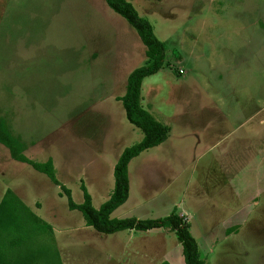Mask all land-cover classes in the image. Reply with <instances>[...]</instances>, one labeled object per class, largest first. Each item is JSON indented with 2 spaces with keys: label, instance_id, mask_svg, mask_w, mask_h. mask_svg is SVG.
I'll use <instances>...</instances> for the list:
<instances>
[{
  "label": "rangeland",
  "instance_id": "1",
  "mask_svg": "<svg viewBox=\"0 0 264 264\" xmlns=\"http://www.w3.org/2000/svg\"><path fill=\"white\" fill-rule=\"evenodd\" d=\"M94 3L0 0V118H5L12 136L22 144L24 155L26 141V155L31 159L42 161L40 164L53 160L61 183L56 185L47 175L15 161L0 144V200L11 191L41 221L42 241L51 246L52 255L35 258L30 261L33 264H160L157 250L177 249L180 243L175 236L154 238L155 234L137 232L130 240L124 233L103 235L91 229L75 231L74 227V232L69 227L61 235L55 225V215L59 217L64 210L58 198H66V190L71 189L74 203L81 205V187L87 186L94 206L105 204L109 195L105 189L115 185L114 174L110 180L109 163L143 138L142 131L128 122L120 100L126 92L123 76L128 79L147 63L146 47L126 21L118 22V31L112 29L95 11ZM135 3L141 13L152 5L156 7L147 20L156 37L166 44L169 61L161 72L144 80L142 93L149 100L154 92L180 96L168 95L172 103L165 107L161 102H167L164 97L151 105L157 103L158 114L165 111L172 117L177 113L183 125L199 124L201 133L190 134L192 144H184L186 137L179 133L182 124L172 117L173 133L168 144L173 142L169 148L174 156L179 151L178 159L169 164L164 158L151 159L159 153L158 148L135 158L129 166V205L148 201L138 213L151 217L148 220L165 218L172 214L176 195L183 189L186 195L180 193L178 201L191 209L197 234V225L209 229L218 211L215 206H225L232 174L237 206L254 203V210L232 239H225V233H221L212 253L207 248L208 238L203 253L196 239L201 259L206 264H264V0ZM127 27L136 37L131 33L123 39ZM116 34L120 46L115 60L99 58L93 62L92 50L101 49ZM181 57L184 61L178 59ZM106 87L111 91L110 104L98 101V106L87 112L96 92ZM213 105L222 109L223 127H215V136L221 134L222 140L216 152L208 154L203 152L208 144H198V137L209 129L204 126L212 122L209 108ZM189 109L194 110L192 115ZM77 138L94 140L93 150L86 151L85 143L77 145ZM181 169L186 170L180 174ZM81 173L85 174L83 183L79 181ZM35 200H40V211L35 210ZM69 214L75 213L68 210L62 214L64 225L71 223ZM75 217L84 221L80 211ZM181 256L184 260L183 253Z\"/></svg>",
  "mask_w": 264,
  "mask_h": 264
},
{
  "label": "trees",
  "instance_id": "2",
  "mask_svg": "<svg viewBox=\"0 0 264 264\" xmlns=\"http://www.w3.org/2000/svg\"><path fill=\"white\" fill-rule=\"evenodd\" d=\"M106 1L116 14L135 29L146 47L147 63L130 74L127 79L126 95L122 98V105L129 123L139 128L144 138L137 145L126 149L115 166V189L108 202L97 210L93 207L90 195L85 192L84 203L77 205L72 199L71 192L66 190L69 209L80 211L86 226L103 235H113L127 230L148 232L155 229H171L176 231L183 246L185 264H206L201 259L198 242L191 235L189 225L179 218L176 212L157 220L110 218L129 198L130 163L142 153L165 143L169 128L157 122L140 105L144 80L157 75L166 66L165 44L156 37L152 24L141 17L132 3L127 0ZM0 144L9 150L12 159L32 166L37 172L47 175L56 185H60L52 161L40 164L28 160L24 155L22 144L12 136L2 118H0ZM42 226L41 221L15 195L7 191L0 200V264H33L30 261L36 260L35 258L52 255L51 246L42 241Z\"/></svg>",
  "mask_w": 264,
  "mask_h": 264
},
{
  "label": "crops",
  "instance_id": "3",
  "mask_svg": "<svg viewBox=\"0 0 264 264\" xmlns=\"http://www.w3.org/2000/svg\"><path fill=\"white\" fill-rule=\"evenodd\" d=\"M88 1L90 2V0H88ZM92 1L95 2L94 3L95 4V11H97L100 15L103 16V18L110 24V26H111L112 29H116L118 31L119 25H120L118 22L125 24V22H124L125 19H123L120 15L116 14L109 7V5H108V3H107L106 0H92ZM127 1L130 2V3H132L133 6L136 8V10H138L137 5H136L137 3H135V0H127ZM137 1L138 0H136V2ZM153 6L154 5H152V7H150V8H148V10L143 11L144 13H141L138 10V12L141 15V17L147 19V16H149L150 14H152V12H154V10L156 8L154 6L155 8L153 9ZM170 22L171 21H167L166 23L171 24ZM154 32L156 33V31H154ZM131 33L134 36L136 35L128 27H127V29L124 28L123 29V34H124L123 35V39L125 37V34H129V36H130ZM117 34H116V36H113L112 38L106 40L105 41V44H103V47L101 49L98 48V49L92 50V53H91V58L92 59L91 60L93 62H96L99 58H105L106 61H109L110 59L115 60V58H116V51L119 49V46H120V36H117ZM193 34H195V33H193ZM196 35H198V34H196ZM196 37H198V36H196ZM181 41L183 42V41H185V39L184 40H181ZM165 48H166V44H165ZM146 59H147V57H146ZM178 59L180 61H184V59L182 57L181 58H178ZM168 62L169 61L166 59L165 60V63L167 64ZM129 76L130 75H128V77ZM122 80H124V82L126 83V87H127V79L124 78V76H123ZM109 85H111L110 82H109ZM110 93H111V91L109 90L108 87H106L105 90L103 89L102 92H99V93L96 92V97L91 101L92 104L87 105L86 111L88 112L91 109H95L93 107H94V105H97L98 104V101L102 102L103 104L104 103L110 104V100L108 99L110 97V95H109ZM125 95H126V92H125L124 96ZM168 95L175 96L176 98H179L180 97V96H176L175 94H170V93L163 94V93L154 92V93H152V97L149 100V98L147 96H145V94L143 92V93H141V98L142 99H141V104L140 105L142 106V108L144 110H146L147 112H149V114L152 115L153 118L157 122H159L163 126L169 128V135H168L167 141L165 143H163L161 146L156 147V148H158L157 150H159V153L157 155L156 154L153 155L154 157L151 158V159H155V160H159L160 158H164L163 161H165V163H168L169 164L171 160H175V158L178 159V153H179V151H178V153L174 156L172 154L173 151L170 150V148H169V146H173L174 144H173V142H171L170 144H168L170 142V138H171V135L173 133V128H172V125H171L172 124L171 123L172 122V117L175 118V120L177 121L178 124H182V123L180 121V118H177V116H175V115H177V113H173L172 114V117H170L171 114H169V113L167 114L164 111V114L161 113L162 114V116H161V114H158L157 113V111H158L157 105H156L157 103L155 104V106H152L151 105V103L153 101L157 100L159 97H164L163 99H167V102L166 101L165 102L164 101H161L163 99L160 100L162 102V105L164 107L167 106V105H171L170 103H172L171 102L172 96H168ZM124 96L122 98H124ZM122 98H121L120 101H122ZM146 99H148L149 101L145 103V100ZM187 105H191V104L187 103ZM174 111H175V108H174ZM193 111L194 110L189 109V115H192ZM209 112H210L211 116L213 117L212 122H210L209 124H207V126H204L203 125L204 127H209V129H208V131H205V133L203 135H199V137H198V144H203V143L208 144L207 145V148L204 149L203 152L204 153H208V154H214L216 152V149L218 148V146L221 144V140H222V135L221 134L218 135L217 137L215 136V132H216V128L215 127L217 125H220L221 127H223L222 124H221V122H220L221 121V117H222V109L219 110L217 107H215L213 105L212 107L209 108ZM125 114H126V112H125ZM217 117H218L219 122L216 121V118ZM189 120L191 121V118H189ZM225 123H227V122H225ZM191 124L192 123H187L185 125L182 124L181 127H183V128H180L179 129V133H180L181 137H186L185 140H184V144L191 145L192 142L189 140V138H192L191 135H196L197 136L198 132L201 133V130H200L201 127L199 126V124L198 125L196 124L195 126H191ZM192 127H197V129H192ZM237 127H238V124L237 123L233 125V128L234 129H237ZM74 128H76L75 130L78 131L79 125H76ZM228 130H229V128H225L224 129V131H228ZM143 138H144V134H143ZM143 138H142V140H143ZM216 138H217V140H216ZM75 143L77 145H83L85 143L84 144V149L86 151H88V152H91L93 150V146H94L95 141L94 140H87V142H83L82 140H80V138H77L76 141H75ZM30 145H33V144L31 143ZM27 147H28L27 146V142L25 141V157L28 160H30L31 162H34V163H40V162H42V161H39V160L31 159L29 156H27L26 155ZM119 159L117 161H115V162L114 161H111L109 163L110 170H111L110 171V180L113 177V174H114L113 172L115 170V166L117 165ZM48 161H52L53 166H55L54 165V162H53V160L51 158H49L46 162H48ZM88 164H91V162L88 163ZM28 166H30V165H28ZM30 167H32V166H30ZM182 170H186V169H181V171H179L180 174H182L181 173ZM55 171H56V169H55ZM80 175H82L83 177L80 176L79 181H82V183H83V180H84L83 178H85V174L84 173H81ZM235 175L238 176L237 172H235ZM250 176L252 177L251 174H250ZM113 178H114V181H115V177H113ZM232 178H233V176H232V174H230V180H229L228 187H230L231 190L226 191V192H229V193L227 195V199H226V202H225V206L223 208H221L220 206H215V210H218V211L215 213V216H213L214 217L213 221L210 222L212 224L208 225L209 226V229L208 230H206V228H205L206 225H197V227H196L197 228V231H196L197 234L193 231V225L192 224L194 223L195 217L190 215L191 209L188 206H186L182 202L178 201V199H179L178 196H179L180 193H181L180 195H183V197L186 195V192H183V189H181L178 192V195H176L177 197L175 199V202L173 203L174 204L173 205V208L170 209L173 212H176L177 215H178V217L179 218H182L189 225L191 235L195 239H198V241H199L200 248H201V252L204 250L203 249L204 246L206 248L205 241L207 240V238L209 239V244L207 245V248L210 250V252H209V254H210V253H212V250L216 248L214 246L217 245L220 242L221 233L222 232L225 233V239H227V240L232 239V237L234 236L233 235L234 232L236 231L237 232L236 234H238L242 230V228L245 227V224L248 223V221L250 219L249 216L252 215V212L254 210V209L252 210V206L254 205V203H253L252 206L251 205L250 206L249 205H245V206H241V207H238L237 206V190L234 189V188H236V181H235V178H233V179ZM231 180L234 181L233 188H231L232 187L231 186L232 184L230 183ZM86 187L87 186H84V185L81 187V189L83 191V195H85V192H87L88 194L90 193V192H88V188H86ZM68 189H70V188H68ZM114 189H115V185H114V188L113 189H112L111 185H110L109 188L107 187L105 189V192L107 194H109L105 198V201L106 202H108L110 200L111 196L114 193ZM69 191H72V190L70 189ZM71 194H72V192H71ZM130 194H131V188H130ZM130 194H129V198H128L127 202L122 207H120L119 209H117L111 215L110 218H112V219H118V220H124V219L148 220L147 218L150 219L151 217H143V216H141V214H142L141 211L138 213V209L140 207H142L144 204H146V202H148V201L143 202V204H138V203L131 202L132 204L129 205ZM89 195H90V197L92 199V204H93V197H92L91 194H89ZM58 196H59V194H58ZM149 198H151V197H149ZM155 198H153V199H155ZM58 199L60 200V202H62L61 205L64 206L63 213H67L68 210L71 211L72 214L75 213L72 216H70V214L68 215L71 223L66 224V225H64V221H63V219H61L63 213L60 214L59 217H57L55 215V217H57V219L54 217V219H55V225L58 228L59 234L62 235L63 233H66V231H68V228L69 227H71V230H69V231H72V232H74L73 227L76 229L75 231L79 230L80 228L86 229V230H88V229L94 230L93 228L87 227L86 224H85V221H82L81 222L77 217H75V215L79 211L78 210H70L69 209V204H68V198L67 197L65 198V197L59 196ZM63 199H65L66 201L63 200ZM84 199H85V197H84ZM65 204H67V205H65ZM76 204L79 205L78 203H76ZM39 205H40V200H35V205H34L35 208H36L35 210H38V211L41 210V209H38V206ZM128 206H129V208H128ZM93 207L95 209H97V210H99L101 208V207L96 208L94 206V204H93ZM27 208H29V207H27ZM220 211H223V212L225 211V212L224 213H221ZM248 212H251V213H249V215H248ZM74 217L76 219H74ZM58 218H60V219H58ZM157 219H162V218L160 217V218H157ZM152 220H154V219L152 218ZM198 226H200V228H198ZM137 232H139V231L127 230V231H122V232H119V233H116V234L124 233V236H126V237L128 236V238L131 240V238L133 237V235H135ZM148 232L150 233V235L151 234H155L153 236L154 238H161L162 236H165L166 234L167 235H171V236H175L177 238L178 242L180 243V240L178 238V235H177L176 231H173L171 229H155V230H151V231H148ZM148 232H145V233H148ZM113 235H115V234H113ZM57 244L59 246V247L57 246L58 249H59V253L60 252L62 253L63 252V250H62L63 246L60 244V240L57 241ZM172 248L173 247H170L168 250H166L164 248H161V249L157 250L156 257H158V258H160L162 260L160 264H164L166 262L169 263V264H184L185 260H183V258L181 256V253H183V246L181 245V243L175 247L177 249L174 250ZM65 251L68 252V253H71L70 250H67L66 249ZM204 261H205V259H204ZM205 262H207V261H205Z\"/></svg>",
  "mask_w": 264,
  "mask_h": 264
}]
</instances>
